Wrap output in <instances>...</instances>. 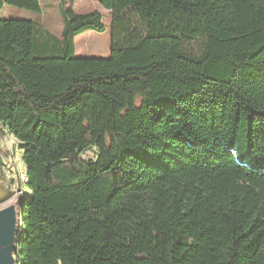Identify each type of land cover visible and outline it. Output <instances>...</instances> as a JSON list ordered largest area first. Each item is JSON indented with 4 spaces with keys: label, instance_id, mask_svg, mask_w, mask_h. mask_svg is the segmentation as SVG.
Instances as JSON below:
<instances>
[{
    "label": "trees",
    "instance_id": "trees-1",
    "mask_svg": "<svg viewBox=\"0 0 264 264\" xmlns=\"http://www.w3.org/2000/svg\"><path fill=\"white\" fill-rule=\"evenodd\" d=\"M60 1L62 38L0 18L17 263L264 264V0H98L110 58L75 56L103 14Z\"/></svg>",
    "mask_w": 264,
    "mask_h": 264
},
{
    "label": "rangeland",
    "instance_id": "rangeland-1",
    "mask_svg": "<svg viewBox=\"0 0 264 264\" xmlns=\"http://www.w3.org/2000/svg\"><path fill=\"white\" fill-rule=\"evenodd\" d=\"M41 11L4 5L0 18L5 20H26L43 27L55 37L62 38L64 17L60 0H39ZM74 10L85 14L98 10L103 14L104 30L89 31L75 39L77 58H110L113 49L114 30L110 13L98 0H76ZM22 145L15 140L4 124H0V209L4 206L22 203L30 192L26 184V168L22 161ZM96 149H90L82 155L84 159H95Z\"/></svg>",
    "mask_w": 264,
    "mask_h": 264
},
{
    "label": "water",
    "instance_id": "water-1",
    "mask_svg": "<svg viewBox=\"0 0 264 264\" xmlns=\"http://www.w3.org/2000/svg\"><path fill=\"white\" fill-rule=\"evenodd\" d=\"M21 204H10L0 209V264H18L16 254L23 214Z\"/></svg>",
    "mask_w": 264,
    "mask_h": 264
}]
</instances>
